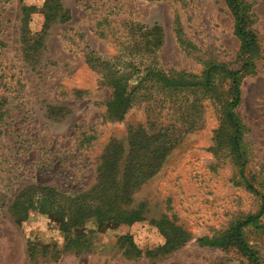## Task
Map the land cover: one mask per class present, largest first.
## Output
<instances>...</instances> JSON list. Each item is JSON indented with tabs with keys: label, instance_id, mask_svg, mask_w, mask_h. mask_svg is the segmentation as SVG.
<instances>
[{
	"label": "rangeland",
	"instance_id": "obj_1",
	"mask_svg": "<svg viewBox=\"0 0 264 264\" xmlns=\"http://www.w3.org/2000/svg\"><path fill=\"white\" fill-rule=\"evenodd\" d=\"M241 2L259 39L247 69L224 0H0V264H252L234 244L196 243L260 206L227 144L229 81L155 83L238 72L245 172L264 192V0ZM117 79L137 87L121 121L106 111ZM108 178L131 188L121 208L139 221L76 229L40 211L41 188L91 195ZM258 225L242 236L264 264Z\"/></svg>",
	"mask_w": 264,
	"mask_h": 264
},
{
	"label": "trees",
	"instance_id": "obj_2",
	"mask_svg": "<svg viewBox=\"0 0 264 264\" xmlns=\"http://www.w3.org/2000/svg\"><path fill=\"white\" fill-rule=\"evenodd\" d=\"M224 3L234 18V35L240 42L239 56L245 61L243 69H247L248 63L246 54L252 48H256L259 42L258 37L247 29V23L250 20V15L248 14L250 7L244 8L241 0H224ZM29 34H31V32ZM38 40L39 39H36L29 47L32 48V46L38 45ZM238 75V72L227 71L222 66L210 64L205 66L199 80H193V77H188L182 73L172 78L158 74L155 83L165 90L169 88L198 87L208 91L214 85L217 78L229 81V93L231 94V98L230 102L224 106L223 111L224 120L231 128L227 137V144L229 150L233 154L234 161H236L240 167V181L247 191L259 198L260 206L257 213L237 221L228 232L213 238H200L196 243L200 247L218 249L226 248L230 244H234L238 246L241 251L249 255L252 264H257L255 254L249 249L243 239L242 230L248 226L254 228L259 227L258 221L264 215V192L255 187L253 183L254 178H248L245 172L247 159L243 151V145L241 144L240 121L233 113V110L240 104V80ZM136 89L137 87L129 85L122 79L115 80L113 83V100L106 106V111L110 118L118 121L123 119L134 99ZM125 176H127L126 170H124L123 174V177ZM139 178V174L138 176L135 174L131 176L132 181L138 180ZM100 180L104 181L103 187L98 192L96 190V192H93L91 195H75L72 197L57 193L54 190L41 188L40 211H48L51 216L58 217L60 222L68 218L64 225L76 229L90 219H94L102 230H112L122 224H133L139 221L141 219V211L127 212L121 208V202L124 201L119 199V196L122 195L124 191L126 192V190L127 192L130 191L131 188H126L128 187V185H126L120 191L119 184L114 182V179L112 180L111 178V180H109L108 178L107 180ZM176 239L178 238H175V240Z\"/></svg>",
	"mask_w": 264,
	"mask_h": 264
}]
</instances>
